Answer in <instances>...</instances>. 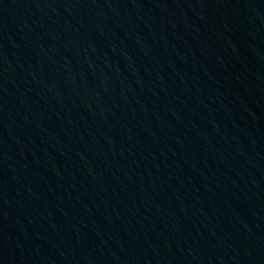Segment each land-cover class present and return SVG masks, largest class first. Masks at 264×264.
Returning <instances> with one entry per match:
<instances>
[{
  "label": "water",
  "instance_id": "obj_1",
  "mask_svg": "<svg viewBox=\"0 0 264 264\" xmlns=\"http://www.w3.org/2000/svg\"><path fill=\"white\" fill-rule=\"evenodd\" d=\"M0 264H264V0H0Z\"/></svg>",
  "mask_w": 264,
  "mask_h": 264
}]
</instances>
